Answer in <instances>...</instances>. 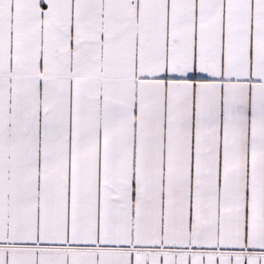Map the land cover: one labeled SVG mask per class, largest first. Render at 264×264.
<instances>
[{
    "label": "snow or ice",
    "instance_id": "6c2138e0",
    "mask_svg": "<svg viewBox=\"0 0 264 264\" xmlns=\"http://www.w3.org/2000/svg\"><path fill=\"white\" fill-rule=\"evenodd\" d=\"M0 264H264V0H0Z\"/></svg>",
    "mask_w": 264,
    "mask_h": 264
}]
</instances>
